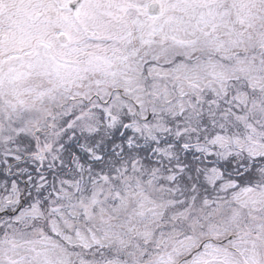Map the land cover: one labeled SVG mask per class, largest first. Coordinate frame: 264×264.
<instances>
[{"label":"snow or ice","instance_id":"obj_1","mask_svg":"<svg viewBox=\"0 0 264 264\" xmlns=\"http://www.w3.org/2000/svg\"><path fill=\"white\" fill-rule=\"evenodd\" d=\"M0 264H264V0H0Z\"/></svg>","mask_w":264,"mask_h":264}]
</instances>
